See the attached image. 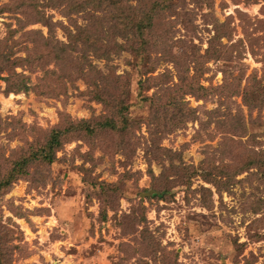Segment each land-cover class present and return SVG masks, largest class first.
Returning <instances> with one entry per match:
<instances>
[{
  "label": "rangeland",
  "instance_id": "rangeland-1",
  "mask_svg": "<svg viewBox=\"0 0 264 264\" xmlns=\"http://www.w3.org/2000/svg\"><path fill=\"white\" fill-rule=\"evenodd\" d=\"M184 2L138 54L90 3L0 0V173L69 132L0 195L2 264H264V0Z\"/></svg>",
  "mask_w": 264,
  "mask_h": 264
},
{
  "label": "trees",
  "instance_id": "trees-1",
  "mask_svg": "<svg viewBox=\"0 0 264 264\" xmlns=\"http://www.w3.org/2000/svg\"><path fill=\"white\" fill-rule=\"evenodd\" d=\"M128 1L129 0H54V2H64L66 5L65 7L67 8V12L71 15L87 10L89 8L87 6V3H90L89 5H91L89 8L90 10L93 8L104 11V16L108 17L107 21L112 23L113 28L115 27V29H117L118 31L122 30L119 32L121 33L119 34V36L125 38L126 35H131L133 38L140 42L136 46L132 45L133 50L131 51L133 53L141 54L150 50V48L152 47V43L156 44L159 42V35L154 34V32H156L154 31L155 24L158 23V19L160 18V16L165 11H168L170 9L169 5L173 0H136L137 3L135 6H131L130 4H128ZM168 1H171L169 5L167 4ZM176 1H182L183 3H185V0ZM234 1L237 2L238 0ZM252 1L254 0H244L245 3H251ZM210 2H212V0H205V3ZM123 4L125 5L124 8L122 7ZM90 10H87L86 13L89 16V19L93 21L92 24H96V26L102 25V22L104 20L97 16L96 12L98 10H93V12ZM39 21L40 20H38V22ZM75 28L77 35L80 36L85 33L84 31L92 29L93 26H91L90 28V25H86L84 27L75 25ZM76 36L73 35L74 41L77 38ZM89 36H91V34L88 35V37ZM223 37L224 36L218 35L217 32H215L214 36L209 39L208 47L205 50V59L220 60V54L222 52L219 48L223 47L220 43V40ZM213 45L217 46L213 47ZM60 46L61 50L63 51H65V48L68 47L65 44H62ZM225 56L226 52H224V54L222 55V59H225ZM55 58L59 59L58 57ZM8 63V58L3 55L2 62L0 64V80L4 79L1 77L2 72H8L9 67H11V65ZM98 83L100 84L102 82L98 80ZM98 83L93 82V87L95 89V94L97 97H99L98 94L100 91V86ZM11 89L8 88L7 90L11 91ZM13 89L16 93L25 92L28 89V86L26 85V83H22L21 86L20 83H18L17 87H13ZM118 106L119 108L117 110V114L122 115L124 105L122 104V102H119ZM106 121H108V125H112V129L116 127L115 124L110 122L111 120L108 119ZM121 121L122 128H127L129 123L127 121V118L122 116ZM104 124H106V122ZM113 130H116V128ZM68 135L69 132H67L66 129H53L49 133L45 142L40 147L35 150L30 149L27 154L21 155L16 158V161L6 170L4 174L0 173V195L4 194L11 187L12 183H14L17 179L28 177L29 168L31 165H51L56 159L55 153L60 149L62 143L68 139ZM0 264H2L1 257Z\"/></svg>",
  "mask_w": 264,
  "mask_h": 264
}]
</instances>
